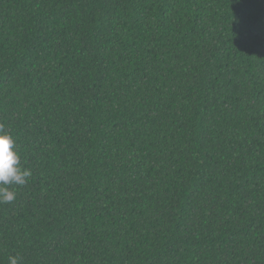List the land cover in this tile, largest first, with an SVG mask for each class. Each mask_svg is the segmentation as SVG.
<instances>
[{
	"label": "trees",
	"instance_id": "trees-1",
	"mask_svg": "<svg viewBox=\"0 0 264 264\" xmlns=\"http://www.w3.org/2000/svg\"><path fill=\"white\" fill-rule=\"evenodd\" d=\"M0 134V264H264V0H0Z\"/></svg>",
	"mask_w": 264,
	"mask_h": 264
},
{
	"label": "clouds",
	"instance_id": "clouds-1",
	"mask_svg": "<svg viewBox=\"0 0 264 264\" xmlns=\"http://www.w3.org/2000/svg\"><path fill=\"white\" fill-rule=\"evenodd\" d=\"M30 176L29 169L20 167L19 155L14 151L11 136L0 134V203H10L15 199V193L9 190V185H24ZM9 264H20V260L10 256Z\"/></svg>",
	"mask_w": 264,
	"mask_h": 264
}]
</instances>
